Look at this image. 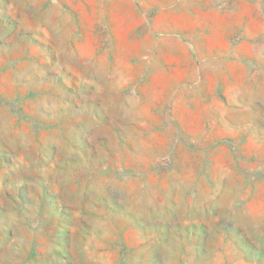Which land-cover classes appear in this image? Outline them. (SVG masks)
<instances>
[{
	"label": "rangeland",
	"instance_id": "374dc122",
	"mask_svg": "<svg viewBox=\"0 0 264 264\" xmlns=\"http://www.w3.org/2000/svg\"><path fill=\"white\" fill-rule=\"evenodd\" d=\"M0 264H264V0H0Z\"/></svg>",
	"mask_w": 264,
	"mask_h": 264
},
{
	"label": "crops",
	"instance_id": "0c3cea01",
	"mask_svg": "<svg viewBox=\"0 0 264 264\" xmlns=\"http://www.w3.org/2000/svg\"><path fill=\"white\" fill-rule=\"evenodd\" d=\"M98 24H99V27H97ZM107 28H108V21H107V19H103L102 18L99 21H98V19H93V25H92V29L91 30L92 31H95V33L92 32V35H94V37H97L98 36V34H96L97 30H101V33H102V31L103 30H107Z\"/></svg>",
	"mask_w": 264,
	"mask_h": 264
}]
</instances>
